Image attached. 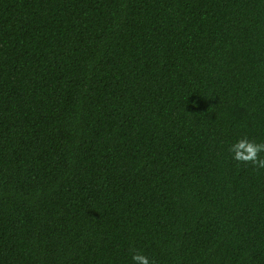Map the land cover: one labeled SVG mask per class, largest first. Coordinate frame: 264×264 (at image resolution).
<instances>
[{"label":"trees","instance_id":"obj_1","mask_svg":"<svg viewBox=\"0 0 264 264\" xmlns=\"http://www.w3.org/2000/svg\"><path fill=\"white\" fill-rule=\"evenodd\" d=\"M243 137L264 0H0V264H264Z\"/></svg>","mask_w":264,"mask_h":264},{"label":"clouds","instance_id":"obj_2","mask_svg":"<svg viewBox=\"0 0 264 264\" xmlns=\"http://www.w3.org/2000/svg\"><path fill=\"white\" fill-rule=\"evenodd\" d=\"M229 151L235 161L251 164L255 169H264V158L260 156V153L264 152V143H255L243 137L232 144ZM132 260L134 264H154L146 255L136 250H133Z\"/></svg>","mask_w":264,"mask_h":264}]
</instances>
